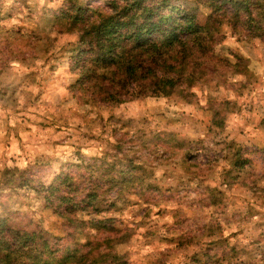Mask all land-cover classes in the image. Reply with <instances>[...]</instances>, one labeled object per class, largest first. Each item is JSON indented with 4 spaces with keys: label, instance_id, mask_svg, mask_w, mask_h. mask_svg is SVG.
<instances>
[{
    "label": "rangeland",
    "instance_id": "rangeland-1",
    "mask_svg": "<svg viewBox=\"0 0 264 264\" xmlns=\"http://www.w3.org/2000/svg\"><path fill=\"white\" fill-rule=\"evenodd\" d=\"M110 1L76 5L86 20ZM68 7L0 0V216L86 264H264V40L225 23L195 47L190 96L93 102L75 85ZM63 170L97 189L98 214L71 225L46 206L42 186Z\"/></svg>",
    "mask_w": 264,
    "mask_h": 264
},
{
    "label": "trees",
    "instance_id": "trees-1",
    "mask_svg": "<svg viewBox=\"0 0 264 264\" xmlns=\"http://www.w3.org/2000/svg\"><path fill=\"white\" fill-rule=\"evenodd\" d=\"M66 1L67 9L75 13L66 10L61 15L71 14V30L81 31L73 63L79 70L75 85L83 92L91 91L93 102L119 103L128 95L176 91L190 96L183 87L195 83V47L209 51V43L216 42L225 23L238 35L264 40V0H199L210 9L204 21L199 10L176 6L170 0H111V11L96 9L94 19L87 16L84 20L78 0ZM81 22L84 25L78 27ZM83 182V174L63 170L42 186L46 206L71 225L78 223L79 212L101 211L97 189L80 188ZM104 220L92 222L107 226ZM60 249L43 234L15 228L0 216V264H86V255L79 249L66 248L58 255Z\"/></svg>",
    "mask_w": 264,
    "mask_h": 264
}]
</instances>
